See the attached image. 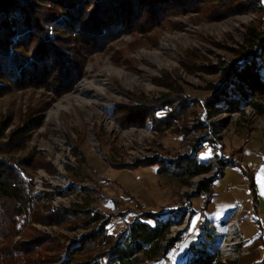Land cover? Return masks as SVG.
<instances>
[{
    "label": "rangeland",
    "instance_id": "374dc122",
    "mask_svg": "<svg viewBox=\"0 0 264 264\" xmlns=\"http://www.w3.org/2000/svg\"><path fill=\"white\" fill-rule=\"evenodd\" d=\"M216 4L202 7L200 13L171 16L145 33H123L107 42L102 50L85 53L82 76L65 93L57 94L47 85L26 88L16 85L0 95V158L18 166L29 182L32 195L51 198L45 200V204L82 211L75 212L67 225H45L31 222V218L24 221L23 214L17 215L11 221V225L16 226L14 231L9 232L5 241L0 235V250L8 242L47 234L59 239L66 248L60 253V261L45 256L49 264L79 263L83 258L76 254L73 261L68 249L77 246L87 235L101 231L102 227L105 234L113 235V241L119 238L125 247L126 232L136 216L141 215L142 221L153 226L166 215L177 221L176 216L181 213V222L172 224L165 239L159 243L161 251L170 238H175L164 256L138 252L128 259L129 264L186 263L195 254L192 253L194 248L207 249L208 241L213 252H218L220 261H234L238 257L240 243L237 244L234 237L231 240L227 237V221L221 236L213 231L215 228L209 221L203 222L200 234L191 244L194 248L183 246L187 237L196 233L199 214L204 217L207 208L211 210L212 218L237 204L250 213L253 198L259 200L256 187H264V153L258 154L264 147V138L260 136H264V94L257 100L258 108L242 98L240 111L220 109L214 112L205 105L214 87L222 81L221 74L213 70L218 65L240 61L237 50L242 48L243 32L246 26L257 24L259 13L235 12L216 19L213 14L217 12L209 15L210 10H218ZM263 15L264 12L260 23L264 30ZM166 36L170 38V48L163 56L169 64L157 69L150 63L153 72L146 81V89L127 88L118 78H109L107 85L115 97L111 98L106 110V122H101L97 115L88 118L91 109L75 105L69 112L61 114L52 130L45 126L47 111L75 90L88 69L97 74L98 79H105L106 73L102 69L108 62L133 76L141 75L142 61L138 53L158 48ZM231 91L235 93L233 89ZM180 103L182 105L178 107ZM128 105L146 107L150 117L137 124L130 122L132 118L127 112H135L136 107L129 109ZM171 107L177 113L184 111V116L172 122L170 127L158 125L159 122L155 124L154 120ZM252 133L256 134L252 138L260 144L256 151L248 154L260 173L258 177L254 175V193L249 184L252 174L237 168L244 169L246 162L240 163L238 155ZM146 159L156 163L119 167ZM222 160H227V167L221 165ZM190 161L205 162L210 169L191 176L186 169ZM223 172L224 176L219 178ZM214 178L213 200L206 205L208 195L199 192V186ZM227 186L232 190L226 191ZM5 203L0 204V213L3 206L8 208ZM92 212L100 219L85 222ZM149 212L155 216H146ZM253 229H257L254 223L251 224ZM142 246L145 251L150 249L147 244ZM105 248L107 246L99 247L94 252ZM232 252H235L234 257ZM5 259L0 258V264Z\"/></svg>",
    "mask_w": 264,
    "mask_h": 264
},
{
    "label": "trees",
    "instance_id": "16d2710c",
    "mask_svg": "<svg viewBox=\"0 0 264 264\" xmlns=\"http://www.w3.org/2000/svg\"><path fill=\"white\" fill-rule=\"evenodd\" d=\"M261 1L0 0V95L16 85H21L19 88L47 85L57 94L65 93L81 78L85 53L87 55L102 50L107 42L123 33L133 31L145 33L171 16L194 13V11L200 13L202 7L217 3L215 7L218 10L213 11L214 8L209 13L211 15L217 12L213 14L216 19L235 12L237 14L248 11L259 13V18L255 26L245 27L240 46L242 48L237 50L240 61L224 63L213 70L221 74L222 81L214 87L215 90L206 100L205 105L214 109V112L220 109H226L228 112L240 111L242 98L258 108L257 100L264 94V30L260 23L264 7ZM232 89L235 93L231 91ZM234 95H238L239 98ZM180 105L182 103L178 104V107ZM132 107H136V111L127 112V116L131 115L130 119L132 118L130 122L137 124L150 117L146 107L128 105L127 108ZM183 113L184 111L177 113L176 109L171 107L154 121L155 124L159 122L158 125L170 127L172 122L184 116ZM220 162L221 165L227 166V160ZM153 163L156 162L146 159V161L118 166L132 168ZM187 168L190 175L195 176L208 172L210 166L205 162L190 161ZM249 179L250 190L254 193L251 176ZM214 180L215 178L208 179L199 186V192L208 195L206 205L213 196ZM31 190L29 182L25 180L18 166L0 158V204L6 201L5 205L8 206L6 209L3 206L0 213L2 241L6 240L9 232L14 231L16 226L13 227L11 221L13 222V218L17 215L23 214L24 221L25 218L26 220L31 218V222L45 225H67L75 217V212H82L65 207H50L45 204V200L51 198L32 195ZM92 213L85 222H95L100 219L97 213ZM3 214L8 216L2 217ZM180 214L176 216L177 221H174L172 216L166 215L165 219L156 221L153 226L142 221L141 215L136 216L126 232L125 247L120 243L119 238L113 241V235L105 234L102 227L101 231L87 235L77 246L68 249L69 258L72 259L76 254L83 258L81 262L72 264H129L128 259L138 252L164 256L175 238H170L162 246L161 251L159 243L161 244L165 239L172 224L181 222ZM148 215L150 218L155 216L152 212L146 216ZM146 244L150 249L145 251L142 245ZM213 244L215 245L214 242ZM85 245L88 246L84 247ZM105 246L107 248L104 250L94 252L97 248ZM191 247L194 248L193 245ZM64 249L66 251L56 237L40 233L29 235L23 241L8 242L6 247L0 250L1 260L3 261V257L6 258L1 264L16 262L17 264H49L47 258L55 262L60 261V253ZM194 249L192 253L195 254L184 264H235V261L221 262L218 259V252H213L212 249ZM45 256L48 257L45 259ZM30 259L33 261H29ZM262 262L264 263V259ZM69 263L66 261L59 264Z\"/></svg>",
    "mask_w": 264,
    "mask_h": 264
},
{
    "label": "bare ground",
    "instance_id": "6f19581e",
    "mask_svg": "<svg viewBox=\"0 0 264 264\" xmlns=\"http://www.w3.org/2000/svg\"><path fill=\"white\" fill-rule=\"evenodd\" d=\"M170 38L166 36L158 48L152 51L142 50L138 53L139 59H141V75L133 76L127 73L123 68L115 67L110 63H105L103 66L106 73L105 79H98L97 74L92 73V70L88 69V73L83 77L81 81L76 85L75 90L69 95L62 97L55 102L52 107L46 113L45 126L52 130L57 124L58 118L63 112H69L75 105L82 109L90 108L87 113V117L91 115H97L101 122H106L105 113L108 107H110L111 98L115 97L111 94V88L108 86L109 78H118L125 87L138 86L146 89V81L152 74L150 63H154L158 69L163 66H168L169 60L163 56L170 46ZM118 96V95H117ZM113 102V101H112Z\"/></svg>",
    "mask_w": 264,
    "mask_h": 264
},
{
    "label": "crops",
    "instance_id": "0c3cea01",
    "mask_svg": "<svg viewBox=\"0 0 264 264\" xmlns=\"http://www.w3.org/2000/svg\"><path fill=\"white\" fill-rule=\"evenodd\" d=\"M261 4L264 7V0L261 1ZM262 24L264 27V15L262 18ZM253 135H256V134H253V133L251 134V136L248 138L247 142L245 143L243 151L238 155L240 163L252 161V159L249 158V155L253 153L254 151H256L258 147H260L259 146L260 144L258 143L259 141L254 140L252 138ZM260 136L264 138V136H262L261 134ZM261 149H262L261 151H258V154L264 153V147H261ZM260 159H262V157ZM237 168L241 170V172L243 171L246 174L251 173L252 180L255 178L254 176L255 174H257L256 177L260 175L257 169V164H255V169L253 171H246L242 167H237ZM262 173H264V167H263ZM223 176H224V172L219 178ZM214 183H215V180L212 183V188H214ZM253 184H254V180H253ZM256 188H257V195H258L259 200H256L253 203V205H251L252 210L250 213H247L244 210L243 215L241 216V219L239 220V223H238V230L241 235L242 241L239 245V254L237 255L238 257L234 260L235 264H262L263 263L262 259H264V187H256ZM213 196H214V192H213ZM213 196L210 199V203L213 200ZM233 209L234 208H230V207L225 208L224 210L220 211V216L216 218L215 217L212 218L211 213H210L211 210H208V208L205 211L206 215L205 214L203 215L204 217H201V214H199L200 221L198 223L196 233L194 234V236L192 235L190 237L189 236L187 237L188 241L184 243L183 245L184 248H187L188 246H191V244L195 243L196 237L201 232L200 227L201 225H203V222L209 221L215 228V230L213 231L218 236H221V234H223L225 231L224 224L227 221V219L231 216L230 214H232ZM259 213L262 215V217H260ZM248 220L257 226L256 230L254 229L251 230L252 223H250Z\"/></svg>",
    "mask_w": 264,
    "mask_h": 264
},
{
    "label": "built area",
    "instance_id": "2783aa9c",
    "mask_svg": "<svg viewBox=\"0 0 264 264\" xmlns=\"http://www.w3.org/2000/svg\"><path fill=\"white\" fill-rule=\"evenodd\" d=\"M244 166V169H246L247 171H250V170H254L255 169V164L251 161H248L245 163ZM231 186H227L226 187V191H230L232 188H230ZM243 212H244V207L240 204H237L234 209H233V212L232 214H230V218L229 220H227L226 222V228H227V237L230 238V240L234 237L236 238V242L237 244L241 243V235L238 231V223H239V220L241 219V215H243ZM207 231V230H206ZM226 237V238H227ZM206 241V240H205ZM206 246L207 249H212L211 248V245H210V241H208L206 243ZM227 246V245H226ZM229 247V246H228ZM223 249V248H222ZM225 249H223L224 251ZM231 251H234L232 248H231ZM188 252V251H187ZM190 253H187V255H189ZM233 254V257L235 255V252H232ZM222 262H225V259L221 260Z\"/></svg>",
    "mask_w": 264,
    "mask_h": 264
}]
</instances>
